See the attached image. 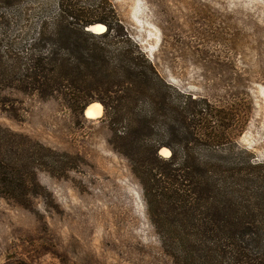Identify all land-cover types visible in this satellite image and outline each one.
<instances>
[{"label":"rangeland","instance_id":"rangeland-1","mask_svg":"<svg viewBox=\"0 0 264 264\" xmlns=\"http://www.w3.org/2000/svg\"><path fill=\"white\" fill-rule=\"evenodd\" d=\"M59 1L32 2L36 15L21 28L19 46L38 20L57 13ZM82 2H99L98 13L105 11L176 92L239 106L244 126L231 150L245 165L264 166V0ZM226 14L237 15L238 27L245 20V35ZM127 38L110 45L127 47ZM4 99L0 128L50 151L40 150L48 158L34 167L37 186L26 206L0 194V264L182 263L148 215L130 160L118 152L113 130L121 125L108 126L99 102L91 103L101 114L88 118L90 103L73 110L60 96L41 100L7 90ZM159 150V158L170 157Z\"/></svg>","mask_w":264,"mask_h":264},{"label":"trees","instance_id":"trees-1","mask_svg":"<svg viewBox=\"0 0 264 264\" xmlns=\"http://www.w3.org/2000/svg\"><path fill=\"white\" fill-rule=\"evenodd\" d=\"M33 1L0 0V105L7 90L64 97L73 110L99 102L108 126L121 125L113 130L118 152L130 160L148 215L181 264H264V166L245 165L231 150L244 126L239 106L170 88L98 13L99 2L60 0L19 46L21 28L36 15ZM223 16L245 35V20L238 27L236 14ZM91 24L105 31H85ZM120 37L129 45L112 48ZM36 144L0 128V194L18 205L33 196L34 167L46 165L40 150H50ZM162 147L171 153L164 160Z\"/></svg>","mask_w":264,"mask_h":264},{"label":"bare ground","instance_id":"bare-ground-1","mask_svg":"<svg viewBox=\"0 0 264 264\" xmlns=\"http://www.w3.org/2000/svg\"><path fill=\"white\" fill-rule=\"evenodd\" d=\"M94 29L99 32V31H102L104 29L103 25L99 24V25H96L94 26ZM96 104V103H95ZM95 104H93L94 106H91L88 110H87V115H93V114H96V111H97V107L95 106ZM98 105V104H97ZM164 149V148H162ZM160 150V152L164 155V156H167L169 151H167L166 149L165 150Z\"/></svg>","mask_w":264,"mask_h":264},{"label":"crops","instance_id":"crops-1","mask_svg":"<svg viewBox=\"0 0 264 264\" xmlns=\"http://www.w3.org/2000/svg\"><path fill=\"white\" fill-rule=\"evenodd\" d=\"M93 104L95 103H90L87 107H86V110H85V117H88V118H97L100 114H101V111H102V108H101V105L99 103H96L95 106L97 107V111H96V114H93V115H87V110L91 107V106H94ZM98 104V105H97Z\"/></svg>","mask_w":264,"mask_h":264},{"label":"water","instance_id":"water-1","mask_svg":"<svg viewBox=\"0 0 264 264\" xmlns=\"http://www.w3.org/2000/svg\"><path fill=\"white\" fill-rule=\"evenodd\" d=\"M96 25H99V24H91V25H88L87 27H86V31H88V32H90V33H92V34H95V35H99V34H102L104 31H105V27H104V29L102 30V31H99V32H97L95 29H94V26H96ZM161 150V149H160ZM159 150V151H160ZM160 155H162V156H164L161 152H160ZM170 155V154H169Z\"/></svg>","mask_w":264,"mask_h":264}]
</instances>
